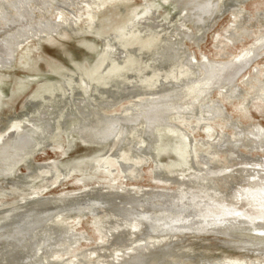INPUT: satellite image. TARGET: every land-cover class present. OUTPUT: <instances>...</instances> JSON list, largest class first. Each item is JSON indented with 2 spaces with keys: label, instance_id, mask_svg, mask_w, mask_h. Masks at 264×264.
<instances>
[{
  "label": "rangeland",
  "instance_id": "rangeland-1",
  "mask_svg": "<svg viewBox=\"0 0 264 264\" xmlns=\"http://www.w3.org/2000/svg\"><path fill=\"white\" fill-rule=\"evenodd\" d=\"M55 1L57 3H51L50 1H48V3L50 4H47L46 6L45 5L42 6L41 4L42 0H31V3H29V5L31 8H34V10H35V7H42L44 14H45L44 18L49 20L50 22H52V19H53L52 9L60 11V14H63L64 18L69 20V24H67L69 26H67V28L66 26L65 27L62 26V28L61 26L58 27L59 29L57 28V31H56L58 35L56 33H53V34L44 33V35L42 34L43 38L42 37L37 38L38 40L35 38L29 41L28 43L23 44L21 47L15 48L13 61L11 65L7 68L0 69V103H1L0 104V128L1 130L7 127L9 123L13 120L21 119V118L25 119V117L29 118L37 114L36 111L32 110L31 102L33 101L32 100L33 98H35L38 94L42 92L41 89L44 86L52 85L53 88H55L61 85L65 91L64 93L65 95L63 96L64 98L68 99L69 97L70 98L75 97L73 93L76 92L77 90H78L77 92H79L78 86L75 85V83H72L77 88L74 89L75 91L74 90L72 91L73 92L72 96H70L69 95L70 90L68 89L70 86L68 84L66 85L63 79H67V78L70 80L78 79L76 82L80 83L79 75L81 73L90 75L94 67L98 64L99 60L102 57V48H104V40H105L104 38H106L108 35L114 34L115 28H117V25L119 26L123 22L125 16L128 14V10L131 7H136L135 11L137 12H141L144 7V0H92L87 5H82L80 4L82 0H77L78 3H76L74 6H70L67 0H55ZM163 2H164L163 0H149V3H151V6L153 8H157L156 12H158L159 14L158 19L163 20V22H165L166 20H170V19H171V22H175L176 20H178L179 9L175 8L172 3H163ZM222 3H223V7H221L219 11L217 10L216 14L214 13V15L212 16L213 18L211 17L210 18L211 20H208L209 22L208 21L205 22V31L201 35L196 30L197 26H194L192 22H189V21L186 22V25L195 31V34H197L198 39H191V40L183 41V44H182L183 46H181L182 50L193 52L194 55L197 56L198 58H200V55H199L200 53H204L205 55H207V57L213 60H220V59L226 60L240 53L245 47H248V45L251 44V41H253L257 35H259L260 33L264 31V17H260V18L254 17L258 15L259 11L260 13H264V0H235V1L234 0L232 1L224 0ZM58 4L59 5L62 4L63 6H65L67 11L62 10ZM232 4L234 6L240 5L239 6L240 8H243L245 11L249 12V14L244 12L243 15L247 17L243 16L244 18H241L240 21H238L239 23L241 22L242 27L248 30V33L246 35L245 34L242 35L240 37L241 40L236 41L233 47L230 46L225 49V51H228L229 53L231 52L230 55L226 54L224 56H220V55H217V48L215 47V44H216L215 36L216 34L221 32L224 28L228 27L230 22L232 21L231 8L234 7ZM3 8L5 10H9V8H6V7H3ZM8 12L17 13L18 9L14 11L10 9V11ZM4 13L6 14V12ZM87 13H88V16L91 18V21H93L91 22V25H89L90 27H87V22L90 20V18L87 16ZM5 14H3V16H6ZM71 15H74V17H76L74 18V21H77L76 23L70 19ZM33 16H34L33 19L35 20L32 21V24L36 26V23H37L38 27L41 26L40 22L37 21L42 18L41 13L35 12ZM248 17H250L251 19H248ZM255 18L258 20H256ZM7 19H8L7 21L8 26L4 27L2 26V24L0 25V38H3L5 35L7 36V34L11 33L13 30L17 29V27L19 26V23L17 21L10 19V18H7ZM27 32H30V31H27ZM166 34L162 33L161 36L164 37ZM20 35H18V38L22 39ZM144 35L143 36L130 35L128 38H126L127 41L123 44L126 50L125 58L127 59H124L123 63L121 64H118V63L116 64L115 62L114 63L112 62L108 64L106 68H104L106 69V73H104L105 76L96 82V85L93 90V97H95L96 99L95 100L96 102L94 103L98 104V102H101L104 100L118 101L119 99L122 102L116 104V106L112 107V109L109 108L108 110H106L107 108L106 109L101 108V106L99 105L97 108V111L99 110L100 112H103V113H110V111H116L117 113H120V111L123 108V105L125 106L129 105L130 100L132 101L136 99V97H132L129 100L128 98L129 94H127L126 92H122V91L121 92L118 91V95L117 93H115L116 96H112L113 98L118 97L117 98L118 100L115 98L113 99L111 96L108 97L107 96L108 94H105L103 96H101L100 94L102 91L109 89L110 86L112 89L110 88L109 90L113 91L114 93V89L116 88V85L118 84L119 79L121 81H124V80L126 81V78L129 77V75L131 77L133 76L132 71L130 69L132 61L136 57H140V58L145 57L146 56L145 53H148V51L151 52L153 49V46L156 47V45L158 44L157 42H159V38L156 39L155 36L153 38V35H145V36ZM143 38H145L146 40ZM144 42L146 43L147 46L145 45ZM126 43L127 45L128 44L130 45L127 46ZM1 46L2 45L0 43V47ZM132 49L133 50L138 49L139 51L135 50L134 52ZM5 51L6 49H4V52ZM0 52L2 54V51ZM263 52H264V49L262 50V54L256 60L252 61L250 63V66H247L243 68L242 70H240V72L235 76L233 80V83L238 88L240 97H245L246 100L249 99L248 96L250 92L248 91L247 86L241 83V79L243 77L245 78L249 74V72L252 73L253 67H256L264 71V53ZM198 58L195 57V59L193 58V60L197 61ZM114 67L116 70L114 69ZM195 67L196 68L192 69V71L199 70L197 64L195 65ZM58 68L60 69L58 70ZM110 73L112 74L109 75ZM117 77L119 79H117ZM55 82L57 84H55ZM191 83H187L186 90L184 91L183 95L182 96L179 95L181 97H179L177 100L175 99V102L173 100L169 101L165 107L163 106L164 108L158 110V115H161L162 111L170 110L171 108L172 109L174 108L176 110L178 108L177 105L180 103L183 104L187 102V104H185L184 106H188L190 101L188 102L187 100L188 99L187 94H188V91L192 88L190 87ZM106 84L108 85L107 88L105 87ZM92 87H93V84L91 83L89 89H91ZM213 89L214 90L211 92V94L209 93L208 99L209 100L218 99L219 102L223 104V107L226 110V112L229 114V116L234 120L240 121V126H244L242 127L244 134L250 128L249 127L250 122H254L258 127L261 128V130L264 131V106H258L257 108L254 105L256 102L258 103V99L249 101L248 106H247L248 107L247 114L250 117H247V116H243L230 103L220 101L221 98L218 95L219 89L216 87ZM66 94L69 97H67ZM76 95H77L76 97L78 96L80 97V95L78 94ZM104 96L108 99L103 98ZM70 98L68 99V101L72 100ZM176 101L178 104L176 103ZM233 101H236V99ZM174 109L172 111H174ZM182 110H183V107L180 106L178 113L171 112L172 114L170 115H172V117L169 119V121L174 122L173 121L174 118H177L175 121L178 124L182 118V114H181ZM69 111L73 113L75 112L73 107H70ZM65 113L67 114L68 112H66V109L64 108L62 112L63 116L62 115L60 116L58 112L55 113L56 115L53 114V123H54L53 126H55L56 128L53 130V132L55 131L56 132L55 133L52 132L51 134L53 137L49 135L47 139L48 142H46L40 148H37L35 150L36 152H34L27 159L26 162L21 163L19 165L14 172L15 174L14 176L9 175L6 177V179L0 178V204H1L0 206L8 207V209H10L9 212L14 213L13 211L16 212V211H19L20 209L24 210V205L26 206L27 202L29 203V205H31L32 203H35V201L38 199L45 200V203L43 205H39V206L37 205L39 209H45V208L48 209L50 207L51 210L53 209L52 211H55L56 208L57 209L61 208L60 213L53 214V216L50 217L49 221L47 223L45 222L46 225L44 224V226H41L37 229V230L41 229V232H43L44 230L46 231V233L50 232L53 229V231L50 232L52 234V240L49 243V246L42 247L40 245L42 248L39 250L38 253L35 254L37 255V257L43 256L42 258L44 259L42 260V258L39 259L35 256H33V259L40 261L42 264H47V263L48 264H51V263L52 264H109V260L111 259L109 258L110 254L111 252H114L116 249L118 250L125 249L127 250L128 253H131V251L134 250V248L138 249L144 246V241L146 243L148 241H153V240L159 241L161 239L162 240L164 239L165 241L159 247H156V246L148 247L149 251L145 250V252H149V254H147L144 257L143 264H146V263L147 264H155V263L156 264H167V263L168 264L169 263L171 264L172 263L174 264H203V262L204 264H207V263L213 264L217 260L219 261L221 260V262H223L224 260L231 259V258H233L234 260H242L243 258L244 260L242 261H244L245 263L255 262L259 264H264V232L257 230L258 228H260L261 225H263L261 227H264V224L258 223L259 225L258 224L256 225V223H254L255 225H252V226L242 225V226H239V228L230 229L232 227L229 225L225 226L223 224V221H224L223 218L218 217V218H208L206 221L199 220L197 218H196L197 220L195 218H191L193 223L196 222L194 223V225H192L193 224L192 221L188 220L190 218L187 217L186 215L188 212H190L191 210H196V209L201 208L199 211L201 212L203 211V213L205 212L210 215V213L212 212L211 209H213V207L209 205L211 203L209 202L207 203L206 200H204L205 201L204 202L198 199L199 197H201L200 193H198V195H188V196L186 195L184 196L182 193H180L177 196L178 198H171V201H168L167 200L168 193L166 192L165 194L164 192L157 193L155 191L156 193L152 192L154 193V195H156V196H153V198H151L152 200L147 197H144L143 199L139 198L135 200L136 203L135 202H133L134 204L131 203L133 204L131 209L132 208H135V209L123 210V208L125 207L124 203H126L125 202L126 200L125 197H127L126 195H134V194L137 195V194H140L141 192H144L143 190L152 191L153 190L151 189L152 187H158L160 189L161 188L173 189L177 187L178 185L177 182L169 183V179L172 180L174 178H177L178 176L177 174L181 172L180 165L177 164L178 157L176 156V153L178 151L177 150L176 151L174 150L172 152L170 151V149H172V146H173V145L171 146V144L173 143L174 136H172L168 132L167 127L165 126L157 127V125L160 124L159 120L155 121L157 125L155 124L154 128L157 127L155 129V136L160 141L156 140L157 142H153L152 147L154 149L152 151L148 147V143L146 142L143 144L136 143V140L139 138L138 135H134L132 142H130L131 145L133 144L132 147L125 145L123 146L122 149L121 147L117 149L119 145L115 146V144L113 143H110L107 145H102V144L96 145L95 143L87 142V144H85L79 139L76 133H73V134L71 133V136L67 135L68 128L71 129L70 127H73V125L76 124V122L78 121V118L73 117V118L67 119L64 117L66 115ZM111 113H114V112H111ZM57 115L60 117H57ZM216 118L218 121L216 120ZM212 120H207L206 122L210 121L209 123L213 122L212 124H214L215 122H217L218 124L219 123L225 124V122H222L221 117H214ZM195 122H196L195 118H193L190 123L196 124ZM214 125H216V123ZM203 129L204 128L200 129L197 127L196 130H193L192 131L193 139L196 140V138H199L200 136L205 137ZM225 132H227L225 134H229V135L233 134L231 127L230 128L225 127ZM58 136L62 139H60ZM60 140L61 141L64 140V141L60 142ZM163 143H167L168 144L166 145L167 147L164 146ZM57 144L58 146L63 145V144H64L63 145L64 147L66 146L64 148V150H66L65 155L63 153V155L59 156V153H55L52 151L53 149L58 147ZM112 146L114 147V149L115 148L117 149V152H115L114 154H113L114 150ZM197 147L199 148L198 152H203L206 150V147L204 146L198 145ZM119 150L120 151L123 150V151L120 152ZM108 151L112 154H110ZM240 151L242 154L246 153V149L244 147H239V152ZM136 152L138 155H135V156H139V157L136 159L135 158L132 159L133 157L132 154L134 153L136 154ZM174 152L176 153L174 154ZM107 154L109 155L108 157H107ZM226 154L228 155L227 151L221 152V156H219L220 161L216 162L218 166L219 165L222 166L225 164L233 166L235 163H242L247 159L249 160L250 158L254 159V158L263 156L264 152L260 150H254V151H251V153H249L250 155L246 154L248 156L243 155L245 158H241V156H236L234 157L235 159L233 158L230 160L229 158H227ZM130 155L132 156L131 158H129ZM51 159H57V160H60L61 162L56 163L58 164L57 168L55 167V169L53 170L51 174L52 176L53 175L54 176L53 177L49 176L52 179L49 178L47 182L45 181L46 183H44V180H43V183H42L41 182L42 179H40V177L36 179V175H34V173L37 172V175L38 173L40 174V171L38 168L39 166H37L38 164H40V162L46 163L50 161ZM228 160L229 162H227ZM114 162H116V164ZM124 163L126 164V166ZM127 163L128 164L135 163V164H133L132 167H128ZM68 164L71 165L70 167L74 166L72 169V171L73 170L74 171L72 172L70 170L71 172L70 174L72 175L65 176L67 175L66 173H69L68 169L66 168L67 166H69ZM118 164L119 165L122 164L123 166H119ZM241 168L243 167L242 166L235 167L233 169V173L235 174H224L226 172L223 170L221 172H213V174H211V176L208 175L207 178L214 180V184H215L214 187L217 188L218 192L220 193L223 192L222 194L225 195L224 197L226 198L227 196H230V194H232L235 184L237 185V184H240V182L242 183L243 181L242 177L244 175H242L243 173H239ZM43 170H47V168L44 167ZM65 171L66 173L64 175ZM124 172H128L127 177L124 176ZM222 173L224 174L223 176L221 175ZM73 174L74 175L77 174L78 176L77 175L74 176ZM154 175L161 177L162 180L163 178L164 180H166L167 178V180L163 184L162 183L156 184L152 182L153 180L151 179L152 176ZM56 176H58L57 177L58 179L53 180V178H56ZM128 177L131 179H129ZM223 177L224 179H222ZM73 179L83 180L86 183V186L82 187L81 184L77 183L76 180L74 182ZM183 180H184L183 181L184 183L188 181L185 179ZM43 184H45L48 187H46V189L40 194V196L37 197L38 199L37 198L32 199L33 197H30L32 195L31 194V191L33 190L32 188L35 187V189H38ZM120 185H122V187ZM86 190L87 192L90 190L89 192L91 193H95V194L102 193L108 197H112L113 199L112 198H109V199H112V201H115V203L113 204L107 203L104 206L96 207L95 209H93L92 212H90L88 210L78 211V209L76 208V205L75 204L70 205L67 199L66 201L58 200V197L62 194H65V193L73 194L79 191V194L81 195L85 193ZM109 192L110 193L113 192L111 194H114V195H111ZM58 193L59 194L61 193V194L59 195ZM20 197L27 198L25 199V201L26 200L28 201L19 202V199H21ZM145 199L146 201H144ZM69 200L74 201L73 198ZM190 202L191 204L189 205ZM142 203L144 204V206ZM53 205L54 206L56 205L55 206L56 208H52L54 207ZM110 205H113L114 207L111 209ZM116 208L120 210H117ZM162 208L164 211L162 210ZM172 208L175 210H173ZM177 209L180 212H178ZM127 210H131V211H127ZM168 210H170L171 212ZM225 211H227V209H225ZM228 211L224 212L222 216L233 220L234 218L228 216L229 214ZM121 212H123L124 214ZM128 212H131V213H128ZM126 214H128V216ZM1 215L2 213L0 214V221L1 220L4 221L6 218L5 216H1ZM153 215L159 216V217L161 216V218L170 216V218L174 217L177 219H174V220L167 219V221L162 220V219L157 220V218L152 219L151 223L152 225L153 224L154 225L150 227L151 235L147 234L148 236H146V238H143L144 240L140 239V236L142 235L140 234V232H136L135 234L129 233L128 234L129 236L127 235V230L129 231V227L132 228L133 230L136 228L137 219L139 220V223H141V221H144L143 217H146V216L150 217ZM231 215H234V214H231ZM128 217L131 220L129 219L127 220L126 218ZM209 219L210 221H213V222L211 223L212 225L209 224V226H207ZM216 220L218 223L216 222ZM189 221L191 223H189ZM94 222L96 223V225H98L99 222H104V223L106 222L105 224L107 226L109 225L114 226L118 230L119 229L126 230V231H123V234H122L124 235V237L122 236L123 238L118 239V240L112 237L110 238L111 240L110 239L104 240L102 243H100V239L98 238V235H97L98 233L96 232L97 231L96 226L95 225L92 226ZM200 222L206 223L203 229H201L202 226H199ZM261 222L264 223V221H261ZM161 223L164 225H162ZM157 224L158 225L160 224L161 226L160 225L157 226ZM61 225H64V226H61ZM60 226H61L62 231L59 234H54V231L59 229ZM195 226H197V228ZM158 227L160 228L158 229ZM193 229L196 231H194ZM81 231H83V233ZM157 232H159V235ZM125 237L126 238L129 237L127 238L129 239V241H127ZM130 238L133 239L135 242H133V240H131ZM37 239H39V235ZM135 239H138V241ZM121 241L123 244L120 243ZM124 243L126 244V246L124 245ZM1 244H0V253H1L0 254V264H25L23 263L24 259L20 252L22 251L29 252V255L32 253V250L30 251L29 245L28 246L26 245L25 246L26 248L23 246L24 247L23 248L22 246H15V247L11 245L3 246V244L1 246ZM118 244H121V245H118ZM5 247L6 248L8 247L7 250ZM162 247H163L164 252L162 251ZM151 248L154 249V251ZM158 248L160 249L158 250ZM91 249L95 250L93 251L94 254L90 251ZM158 251H160V254ZM41 252H43L44 254ZM166 253L169 255H167ZM11 254L13 256H10ZM16 254L19 257H17ZM75 254H78V255L75 256ZM153 254L155 256H153ZM158 254L160 255V257ZM14 255H16V257ZM165 255L168 257H166ZM4 256H6L7 258H5ZM45 259L47 262L45 261ZM9 260L10 261L12 260L11 263ZM162 260L163 262H161ZM49 261H52V262L49 263ZM211 261L212 263H210ZM113 264H117V263H113Z\"/></svg>",
  "mask_w": 264,
  "mask_h": 264
},
{
  "label": "bare ground",
  "instance_id": "bare-ground-1",
  "mask_svg": "<svg viewBox=\"0 0 264 264\" xmlns=\"http://www.w3.org/2000/svg\"><path fill=\"white\" fill-rule=\"evenodd\" d=\"M48 1H50L51 3H57L55 0H42V3H41L42 6H44V5L46 6L47 4H50V3H48ZM90 1H92V0H82L80 2V4L87 5ZM163 1H164L163 3H172L175 8L179 9L178 20H176L175 22H171V19L166 20L165 22H163V20H159L158 19L159 14H158V12H156L157 8H153L151 6V3H149V0H144V7H143L141 12L135 11L136 7H131L128 10V14L125 16L123 22L119 26L117 25V28L114 27L115 28L114 34L108 35L106 38H104L105 40H104V48H102V57L97 64L98 66L96 65L94 67L91 74L88 75V74L81 73L79 75L80 83L76 82L78 79H75V80L74 79L70 80L68 78L63 79L65 81L66 85L68 84L70 86L68 88L70 90V94H69L70 96H72V93H73L72 91L75 88H77L72 83H75V85H77L79 88V92H77L78 91L77 90L76 92L73 93L75 96L73 98L72 97L70 98L67 95L68 93L66 94L67 97H69L72 100L68 101L69 98L66 99L63 97L65 95L64 94L65 91L61 85H59V87H55V88H53L52 85L51 86H44L41 89L42 92L40 94H38L35 98H33L32 99L33 101L31 102L32 103L31 104L32 110L37 112L36 115H33L32 117H29V118L28 117L26 118L24 116L25 119L21 118V119L13 120L4 129L1 130V128H0V178L6 179V177L9 175L14 176L15 175L14 172L17 169V167L21 163L26 162L27 159L34 152H36L35 150L37 148H40L42 145H44L46 142H48L47 139H48L49 135H51L53 130L56 129L55 126H53V124H54L53 123V114L58 112L61 116L63 109L65 108L66 112H68L67 113L68 115L65 113L66 114L64 116L65 118H67V119L73 118V117L78 118V121L76 122V124L73 125V127H70L71 129L68 128V132H67L68 134L67 135L71 136V133L72 134L76 133L77 136L79 137V139L85 144H87V142L95 143L96 145L97 144L107 145V144L113 143V144H115V146L119 145V147H117V149L120 147L122 149L123 146H125V145L132 147L133 144L131 145L130 142H132L134 135H138L139 138L136 140V143H142L143 144L146 142V143H148V147L152 151L154 149L152 147L153 142H157L156 140L160 141L155 136V129L157 127H159V126L167 127L168 132L172 136H174L173 143L171 144V146L172 145L173 146H172V149H170V151L171 152L174 150L178 151L177 153L174 152V154L176 153V156L178 157V161H177L178 163L177 164L180 165L181 172L177 174L178 175L177 178H174L172 180L169 179V183L177 182V184H178L177 187H175L173 189H163V188L160 189L158 187H152L151 188V189H153L152 191H146V190L142 189L144 192H141L140 194L126 195L127 196V197H125L126 203H124L125 207L123 208V210L131 209L132 205L134 204L133 202L136 203L135 200H137L139 198H142V199L144 197H147L149 199L153 198V196H156V195H154V193H152V192H155V191L157 193L158 192L159 193L164 192V194H165V192L168 193L167 194L168 195V197H167L168 201H171V198H178L177 196L180 193H182L184 196L185 195L186 196L198 195V193H200L201 197H199L198 199H200L201 201L206 200L207 203L208 202L211 203L209 205L213 207V209H211L212 212L210 213V215L208 213H205V212L203 213V211L202 212L199 211L201 208L198 207L199 209L191 210L190 212H188L186 214L187 217L190 218L188 220H191V218H195V219L197 218L199 220H205L206 221L208 218H218V217L220 218V217H222L224 220L223 224L225 226L226 225L231 226L232 228H230V229L239 228V226H242V225L252 226V225H255L254 223H256V225L258 223L264 224L263 222H261V221H264V155L260 156L258 158H254V159H251V158L249 160L247 159L244 162L240 161L242 163H235L233 166H230L228 164L218 166V164L216 163V162L220 161L219 156H221V152H223V151H227L228 155L226 154V156H227V158H229V160L233 159L236 156H241V158H245L243 155L249 154V153H251V151H254V150H260V151L264 152V131L261 130V128L258 127L254 122H250L249 123L250 128L248 131L245 130L246 132L244 134V131L242 128L244 126H240V121L234 120L229 116V114L224 109L223 104H221L218 99H212V100L208 99L209 93L211 94V92L214 90L213 88L216 87L219 89L218 95L221 98L220 101L230 103L243 116H247V117H250L247 114V108H248L247 106H248L249 101L254 100V99H258V103L256 102L254 104L255 107L258 108V106H264V71H262L256 67H253V69H252L253 72L252 73L249 72V74L247 76L245 75L246 76L245 78L243 77L241 79V83L244 84L245 86H247L248 91L250 92V94L248 96L249 99H247V100L245 97H240V95H239L240 93L238 92V88L233 83L235 76L240 72V70H242L243 68H245L247 66H250V63L252 61L256 60L262 54V50L264 49V31L262 33H260L259 35H257L254 38V40L251 41V44L248 45V47H245L240 53H238L237 55H234L230 59L213 60V59H210L209 57H207V55H205L204 53H200L199 54L200 58H198L197 56L194 55L193 52H190L187 50H182V48H181V46H183L182 45L183 41L191 40V39H198V36H197V34H195V31L193 29H191L189 26H187L186 22L187 21L192 22L194 24V26H197L196 30L201 35L205 31V22H207L208 20H211L210 18L214 15V13L216 14V11L217 10L219 11V9L221 7H223L222 2L224 0H163ZM230 1H232V0H230ZM67 2L70 6H74L76 3H78L77 0H67ZM29 3H31V0H0V25L2 24V26H4V27L8 26V22H7L8 19L7 18L13 19L19 23V26L17 27V29H15L11 33L7 34V36L5 35L3 38H0V43L2 45L0 47V51H2V54L0 52V69L7 68L11 65V63L13 61L15 48L21 47L23 44L28 43L29 41H31L35 38L37 39V38L42 37V34L44 35V33H46V34L56 33L57 28L60 26H61V28H62V26H64V27L66 26V28H67V26H69V25H67V24H69V20L65 19L63 14H60V11L52 9V13H53L52 18L53 19H52V22H50L49 20L44 18L45 14H44L42 7H35V10H34V8L30 7ZM132 5H130V6H132ZM59 6L62 10H66L65 6H63L62 4H60ZM239 6H234L231 8V10H232L231 11L232 21L230 22L228 27L224 28L221 32H219L215 36L216 37L215 47L217 48V55H220V56H224L226 54L230 55L231 52L229 53L228 51H225V49L230 47V46L233 47V45L235 44L236 41L241 40L240 37L242 35H244V34L246 35L248 33V30L246 28L242 27L241 22L239 23L238 21H240L241 18H244L243 17V16H245V15H243L244 12H246L248 14H249V12L245 11L243 8H240ZM3 7L9 8V10H5ZM10 9H12L13 11L18 9V12L17 13L8 12V11H10ZM4 12H6V14ZM35 12H39L42 15V18L40 20H37L41 24V26H39V27L37 26V23H36V26L32 24V21L35 20V19H33V17H34L33 15L35 14ZM259 13H260V11H259ZM259 13H258V15H259ZM3 14H5L6 16H3ZM258 15L254 16V17H257V18L258 17L259 18L264 17V13H260V15L259 16ZM87 16H88V13H87ZM245 17H247V16H245ZM74 18H76V17H74V15H71L70 19L76 23L77 21H74ZM248 19H251V18L248 17ZM256 20H258V19H256ZM91 22H93V21H91V18H90V20L87 22V27H90L89 25H91ZM27 31H30V32H27ZM19 33L22 35H20ZM162 33L163 34L168 33V34H166L164 37H162L161 36ZM144 34L145 35H153V38L155 36L156 39L159 38V42H157L158 44L156 45V47L153 46L152 51L150 50L151 52L148 51V53H145L146 54L145 57H143V58L136 57L132 61L130 69L132 71L133 79L130 75H129V77L126 78V81L125 80L121 81L117 77V79H119V82H118V84L116 83L117 85H116V88L114 89V93H113V91L109 90L111 88V86H110L109 89L102 91L100 94L101 96L108 94L107 95L108 97L109 96L112 97V96H116L115 93H117V95H118V91L119 92L122 91V92H126L127 94H129L128 95L129 100L132 97H136V99L132 100V101L130 100L129 105H126V106L123 105L122 110L120 109L121 110L120 113H117L116 111H110V113H103V112H100L99 110L97 111V108L99 105L101 106V108H103V109L107 108L106 110H108L109 108L112 109V107L116 106V104L122 102L120 99L119 100L117 99L118 97L117 98L114 97L118 101L104 100V101L98 102V104H96V103H94V102H96L95 101L96 99H95V97H93V90H94V87L96 85V82L105 76L104 73H106V69H104V68H106V66L108 64H110L112 62L113 63L115 62L116 64L117 63L121 64V63H123L124 59H127V58H125L126 50H125V47L123 44L127 41L126 38H128L130 35L143 36ZM18 35H20L22 37V39L18 38ZM32 37H34V38H32ZM100 39H101V37H100ZM143 39H145V38H143ZM146 42H148V41H146ZM126 45H127V43H126ZM128 45H130V44H128ZM145 45H146V43H145ZM142 46H144V45H142ZM213 47H214V45H213ZM4 49H6L5 52H4ZM135 50H133V51L135 52ZM194 56L196 58H198L197 61L193 60V58L195 59ZM196 64L198 65L199 70L198 71H195V70L192 71V69L196 68L195 67ZM109 67H111V66H109ZM59 69L60 68H58V70ZM114 69H115V67H114ZM111 74L112 73H110L109 75H111ZM112 80H114V79H112ZM115 81H116V79H115ZM175 81H177V82H175ZM91 83L93 84V87L91 89H89ZM187 83H191L190 87H192L188 91V94H187V96H188L187 100H188V102L190 101L189 105L184 106L185 104H187V102H185L183 104L182 103L178 104L176 101V103L178 104L177 105L178 108L176 107L177 108L176 110L173 108L174 111H172L173 110L172 108H171L172 110L170 108H168L170 110L162 111V114L158 115V110L164 108L169 101L173 100L175 102V99L177 100L179 97H181L183 95L184 91L186 90ZM55 84H57V83L55 82ZM106 85H105V87L107 88L108 85L107 86ZM97 90H98V88H97ZM97 90H96V92H97ZM76 94L80 95V97L79 96L76 97L77 96ZM139 94H141L142 96ZM179 95H181V96H179ZM103 98H106V97L104 96ZM106 99H108V98H106ZM124 99H125V97H124ZM235 99H236V101H233ZM180 106L183 107V110L181 111L182 118L179 121V123L177 124V122L175 121L177 118H174V120H173L174 122L169 121V119L172 117V115H170V114H172L171 112H177L178 113ZM70 107H73V109L75 111L74 113L69 111ZM111 112H114V113H111ZM60 116L57 115V117H60ZM194 116H196V117H194ZM214 117H221L222 122H225V124H221V123L218 124L217 122H215L216 125L218 126V128H217V126L214 125L215 123L212 124L214 122L212 120ZM193 118H195L196 124L190 123ZM157 120L160 121V124H158V125H157V123H155V121H157ZM207 120H212L213 122L212 121H211L212 123H209L210 121L206 122ZM216 120H217V118H216ZM163 122H165V123H163ZM155 124L157 125L156 128H154ZM197 127L200 129L204 128L203 132H204L206 138L203 136H200L199 138H196V140L193 139L192 131L196 130ZM225 127L226 128L231 127L233 134L232 135L225 134V133H227V132H225ZM55 132H53V133H55ZM60 139H62V138H60ZM63 139H65V138H63ZM63 141L60 140V142H63ZM52 144H53V142H52ZM163 144H164V146L168 145L167 143H163ZM63 145L58 146V144H57L58 147H56L52 151L55 153H59V156L63 155V153L65 155L66 150H64V148L66 146L64 147ZM198 145L206 147V150L203 152H198V149H199L197 147ZM239 147H244L246 149V153L242 154L241 151L239 152ZM112 148L114 150V151L112 150L113 154L115 152H117L116 148L114 149L113 146H112ZM122 151H120V152H122ZM143 151H145V150H143ZM108 152H106V153H108ZM110 154H112V153H110ZM135 155H138L137 152H136V154L135 153L132 154L133 157L130 155L129 158L132 157V159H134V158L136 159L139 157V156H135ZM108 156L109 155L107 154V157ZM246 156H248V155H246ZM111 160H112V158H111ZM229 160L227 162H229ZM57 162H61V161L57 160V159H51L50 161H48L46 163L40 162V164L37 165V166H39L38 168H39L40 174L38 173V175H37V172L34 173V175H36V179H38V177H40V179H42L41 182L43 183V180H44V183H46L47 180L49 178H51L49 176H52L51 174H52L53 170L55 169V167L57 168V165H58V164H56ZM130 162H132V161H130ZM114 163L116 164V162H114ZM122 164L121 165L118 164V165L123 166ZM133 164H135V163H133ZM133 164L129 163L128 167H132ZM70 166L71 165L66 167L68 169L69 173H66V171H65L64 175H65V173L67 174L65 176L72 175V174H70L71 173L70 170L72 171L74 166L73 167H70ZM125 166H126V164H125ZM241 166L243 168H241L239 173H243L242 174V175H244L242 177L243 181H242V183L240 182V184H237V185L234 183L235 187L234 188L232 187L233 188L232 194H230V196H227L226 198L224 197L225 195L222 194L223 192L222 193L218 192L217 188L214 187L215 186L214 180L207 178V176L208 175L211 176V174H213V172H221L223 170L226 172L224 174H235V173H233V169L235 167H241ZM44 167H46L47 170H43ZM127 173L128 172H124L125 177L128 176ZM224 174L222 173L221 175L223 176ZM76 175H74V176H76ZM58 176H56V178H53V180L58 179L57 178ZM81 179H75V180L77 183L81 184L82 187H85L86 183ZM129 179H131V178H129ZM151 179L153 180L152 182H154L156 184H160V183L163 184L167 180V178H166V180H164V178L162 180L161 177H158L155 175L152 176ZM183 179L188 180V181H186V183H184ZM222 179H224V177ZM75 180H74V182H75ZM104 185H105V183H104ZM13 186H15V185H13ZM120 186L122 187V185H120ZM46 187H48V186H46L45 184H43L38 189H35V187H33L32 188L33 190L31 191L32 195L30 197H33L32 199H34V198L36 199L46 189ZM124 190H126V189H124ZM89 191L87 192V190H86V192L81 194V195L79 194V191H77L76 193H73V194H66L65 193V194L60 195L61 193L60 194L58 193L60 195L58 197V200L59 201H66V199H67L69 201L68 203L70 205H74V204L76 205V208L78 209V211L88 210L90 212H92L93 209H95L96 207L104 206L107 203H109V204L115 203V201H112V199H113L112 197H108L102 193L101 194L91 193ZM111 193H113V192H111ZM111 195H114V194H111ZM89 196H91V197H89ZM20 198L21 199H19V202L20 201L21 202L28 201V200L25 201V199H27V198H22V197H20ZM68 198L69 199L73 198L74 201L73 200L70 201ZM109 198H112V199H109ZM144 201H146V199ZM44 203H45L44 199H40V200L38 199L35 201V203H32L31 205H29V203L27 202L26 206L24 205V210L20 209L19 211H16V212L13 211L14 213L9 212L10 209H8V207H1L0 206L1 207L0 208V214L2 213L1 216H5V218H6L4 221H2V220L0 221V244L2 243L3 246L11 245L14 247L15 246H22V247L24 246L25 247L26 245L27 246L29 245L30 251L32 250V253L30 255H29V252H24V251L20 252L22 254L23 259H24L23 263H25V264H42L40 261L33 259V256L37 257V255H35V254L38 253L42 247L49 246V243L52 240V234L50 232L53 231V229L47 233L44 230H43V232H41V229L40 230H37V229L41 226H44L45 222L47 223L49 221L50 217L53 216V214L60 213L61 208L57 209L55 207L56 205L55 206L53 205L54 207H52V208H56V210L52 211L53 209L51 210L50 207H49L50 209L48 207H47L48 209H46V208L45 209H39L37 207V205L38 206L43 205ZM131 203H133V204H131ZM190 204H191V202L189 203V205ZM115 205H117V204H115ZM69 206H67V207H69ZM110 206H111V209L114 207L113 205H110ZM143 206H144V204H143ZM59 207H60V205H59ZM67 207H65V208H67ZM187 207H188V205H187ZM132 209H135V208H132ZM178 209H179V207H178ZM182 209H183V207H182ZM225 209H227V211L229 210L228 211L229 214L228 213L227 214H228V216L234 218L233 220H231L229 218H225L222 216L224 212H227V211H225ZM117 210H120V209H117ZM131 210H127V211H131ZM162 210H163V208H162ZM173 210H175V209H173ZM113 211H114V209H113ZM160 211H161V209H160ZM168 211H170V210H168ZM178 212H180V211L178 210ZM121 213H123V212H121ZM128 213H131V212H128ZM135 214H136V212H135ZM231 214H234V215H231ZM126 215L128 216V214H126ZM139 217H141V216H139ZM122 218H124V217H122ZM143 218H144V221H141V223H139L138 219L136 220V228L134 230L129 227V231L127 230V235L129 233L135 234L136 232H140V234H142L141 236H143V237L140 236V239H143V238H146V236H148L147 234H150V232H151L150 227L154 225V224L152 225V223H151L152 219L157 218V220L162 219V220H166V221H167V219L168 220L177 219L174 217L170 218V216H168V217L166 216V217L161 218V216L159 217V216H154V215L150 216V217L146 216ZM126 219L128 220L129 217ZM51 220H52V218H51ZM129 220H131V219H129ZM162 220H160V221H162ZM212 222L213 221H210V219H209L207 226H209V224H211ZM216 222H217V220H216ZM105 223L99 222L98 225H96V223L94 222V224L92 225V226H94V225L96 226V229H97L96 232L98 233L97 235H98V238L100 239V243H102L104 240H109L112 237L117 239V240L124 237V235H122V234H123V231H126V230H123V229L118 230L114 226H110V225L107 226ZM189 223H191V222L189 221ZM192 223H193V221H192ZM194 223H196V222H194ZM194 223L192 225H194ZM56 224H58V223H56ZM61 224H62V222H61ZM159 225L157 224V226H159ZM162 225H164V224H162ZM205 225H206V223L200 222L199 226H202L201 229H203V227H205ZM61 226H64V225H61ZM61 226H60V228L58 227L59 229L54 231V234H59L62 231ZM261 226H263V225H261ZM261 226H260V228H258V229L255 228V229L264 232V227H261ZM176 227H178V226H176ZM195 227L197 228V226H195ZM159 228L160 227H158V229ZM168 228H170V227H168ZM64 230H65V228H64ZM165 231H166V229H165ZM194 231H196V230H194ZM81 232L83 233V231H81ZM68 233H70V232H68ZM157 233L159 235V232H157ZM164 233H166V232H164ZM182 233H183V231H182ZM38 235H39V239H37ZM155 235H156V233H155ZM125 236H126V234H125ZM62 238H63V236H62ZM127 238H129V237H127ZM164 238H165V236H164ZM153 239H154V237H153ZM131 240H133V239H131ZM135 240L138 241V239H135ZM127 241H129V239H127ZM164 241H165L164 239L163 240L161 239L159 241L158 240L157 241H154V240L148 241L149 243L148 242L145 243V241H144V246H142L138 249L134 248V250H132L131 253H128L127 250H125V249L124 250H122L120 248H119L120 250L116 249L114 252H111V254H110L109 258H111V259L109 260V264H113V263H117V264H143L144 257L147 254H149V252H145V250H148L149 249L148 247H155V246L159 247ZM133 242H135V241L133 240ZM120 243L123 244L122 241ZM142 243H143V241H142ZM168 243H170V242H168ZM2 244H1V246H2ZM121 244H118V245H121ZM115 245H116V243H115ZM124 245L126 246L125 243H124ZM7 248H6V250H7ZM106 248H108V247H106ZM159 249L160 248H158V250ZM244 249H246V248H244ZM152 250L154 251V249H152ZM8 251H9V249H8ZM90 251L93 253V251H95V250L91 249ZM162 251H163V247H162ZM158 252L160 254V251H158ZM167 252H168V250H167ZM41 253H43V252H41ZM12 254L10 256H13ZM95 254H96V252H95ZM16 255H14V256L16 257ZM77 255L78 254H75V256H77ZM167 255H169V254H167ZM39 256H41V255H39ZM153 256H155V255L153 254ZM4 257L7 258L6 256H4ZM17 257H19V256L17 255ZM42 257H37V258L40 259ZM159 257H160V255H159ZM166 257H168V256H166ZM43 259L44 258H42V260ZM242 260H244V259L242 258ZM242 260H234L233 258H231V259L224 260L223 262H221V260L220 261L217 260L213 264H259V263H255V262H252V263L246 262L245 263ZM9 261H8V263H9ZM11 261H10V263H11ZM45 261H46V259H45ZM51 262L52 261H49V263H51ZM161 262H163V260ZM210 263H212V261ZM169 264H171V263H169ZM172 264H174V263H172ZM203 264H204V262H203ZM207 264H209V263H207Z\"/></svg>",
  "mask_w": 264,
  "mask_h": 264
}]
</instances>
